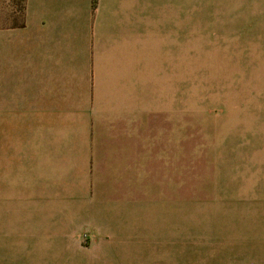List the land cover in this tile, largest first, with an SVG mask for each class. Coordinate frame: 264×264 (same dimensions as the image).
<instances>
[{"label": "crops", "instance_id": "obj_1", "mask_svg": "<svg viewBox=\"0 0 264 264\" xmlns=\"http://www.w3.org/2000/svg\"><path fill=\"white\" fill-rule=\"evenodd\" d=\"M251 4L234 64L237 264H264V0ZM17 16L0 0V141L15 136L0 143V262L113 264L84 245L122 247L143 230L148 77L168 87L178 71L172 19L148 17L147 0H25Z\"/></svg>", "mask_w": 264, "mask_h": 264}, {"label": "rangeland", "instance_id": "obj_2", "mask_svg": "<svg viewBox=\"0 0 264 264\" xmlns=\"http://www.w3.org/2000/svg\"><path fill=\"white\" fill-rule=\"evenodd\" d=\"M253 1L147 0L148 17L160 12L172 19L178 71L169 73L168 87L160 85L159 73L148 77L143 230L137 240L120 242L122 247L84 245L89 255L112 256L113 264H237L240 73L234 64L240 20L250 24ZM8 3L21 22L22 0H4ZM247 89L252 95L254 82ZM14 142L15 136L0 141ZM243 157L244 174L256 176L254 144L244 145ZM22 161L10 158L15 165Z\"/></svg>", "mask_w": 264, "mask_h": 264}, {"label": "trees", "instance_id": "obj_3", "mask_svg": "<svg viewBox=\"0 0 264 264\" xmlns=\"http://www.w3.org/2000/svg\"><path fill=\"white\" fill-rule=\"evenodd\" d=\"M22 10H23V14H22V20L21 22H19V25H23L24 24V8H25V0H22Z\"/></svg>", "mask_w": 264, "mask_h": 264}]
</instances>
